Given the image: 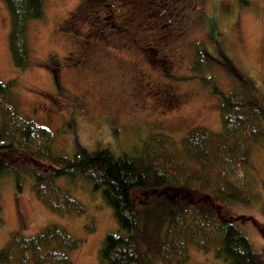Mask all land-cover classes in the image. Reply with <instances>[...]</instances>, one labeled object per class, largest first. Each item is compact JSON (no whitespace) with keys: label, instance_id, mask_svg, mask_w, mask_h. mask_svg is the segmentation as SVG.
I'll use <instances>...</instances> for the list:
<instances>
[{"label":"rangeland","instance_id":"obj_1","mask_svg":"<svg viewBox=\"0 0 264 264\" xmlns=\"http://www.w3.org/2000/svg\"><path fill=\"white\" fill-rule=\"evenodd\" d=\"M158 7L144 0H45L43 18L27 29L31 63L20 70L10 50V12L0 0V80L11 85L21 117L50 131L59 154L72 158L81 148L103 147L143 157L157 136L175 150L193 129L220 132L216 87L230 92L247 86L264 104V0H198L185 6V18L166 12L172 18L157 14L155 22L145 21L142 11ZM3 121L0 109V126ZM250 152L245 178L251 202L222 200L221 210L264 258V136ZM14 165L19 170L2 178L0 252L14 234L32 237L58 225L78 241L70 264H100L102 242L117 228L102 194L61 179L86 211L60 215L40 200L25 174L46 168L24 154ZM167 189L161 192L168 197ZM189 254L191 264L216 262L213 252L196 246Z\"/></svg>","mask_w":264,"mask_h":264},{"label":"trees","instance_id":"obj_2","mask_svg":"<svg viewBox=\"0 0 264 264\" xmlns=\"http://www.w3.org/2000/svg\"><path fill=\"white\" fill-rule=\"evenodd\" d=\"M144 1L146 6L158 4L152 13L142 11L145 21L155 22L157 14L172 18L170 13L180 12L185 18V6H195L198 0ZM5 2L11 16L12 58L17 69L25 70L31 63L27 29L32 21L43 18L45 0ZM201 20L205 22L204 12ZM218 36L212 37L215 43ZM11 89L0 80V109L4 113L0 126V227L2 178L19 170L14 164L24 154L47 170L25 174L33 178L35 193L52 211L60 215L86 211L59 183L61 179L100 192L111 207L117 228L102 242L100 264H191V246L213 252L216 262L212 264H264L235 219L221 210L222 200L249 203L252 199L245 174L250 146L264 136V104L247 86L230 92L213 88L222 96L220 132L193 129L175 150L172 141L157 136L143 157L117 156L102 147L93 152L81 148L72 158L55 150L54 137L47 128L21 117L12 104ZM164 188H170L165 191L169 198L161 192ZM170 190L175 193L170 195ZM77 247L78 241L67 230L50 225L32 237L12 235L0 252V262L70 264V252Z\"/></svg>","mask_w":264,"mask_h":264}]
</instances>
